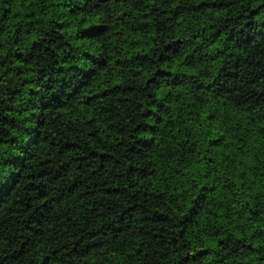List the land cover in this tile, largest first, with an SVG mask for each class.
<instances>
[{"label": "trees", "instance_id": "obj_1", "mask_svg": "<svg viewBox=\"0 0 264 264\" xmlns=\"http://www.w3.org/2000/svg\"><path fill=\"white\" fill-rule=\"evenodd\" d=\"M0 264H264V0H0Z\"/></svg>", "mask_w": 264, "mask_h": 264}]
</instances>
